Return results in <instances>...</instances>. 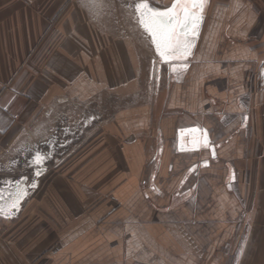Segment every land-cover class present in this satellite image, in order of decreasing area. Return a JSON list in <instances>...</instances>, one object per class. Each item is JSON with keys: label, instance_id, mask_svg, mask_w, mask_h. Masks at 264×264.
Here are the masks:
<instances>
[{"label": "crops", "instance_id": "crops-1", "mask_svg": "<svg viewBox=\"0 0 264 264\" xmlns=\"http://www.w3.org/2000/svg\"><path fill=\"white\" fill-rule=\"evenodd\" d=\"M134 3L0 0V264H264V0L158 77Z\"/></svg>", "mask_w": 264, "mask_h": 264}, {"label": "snow or ice", "instance_id": "snow-or-ice-1", "mask_svg": "<svg viewBox=\"0 0 264 264\" xmlns=\"http://www.w3.org/2000/svg\"><path fill=\"white\" fill-rule=\"evenodd\" d=\"M90 2L95 3V0H90ZM206 4L207 0H174L170 8L160 10L153 8L150 0H135L134 5H128V7L134 12L137 25L155 45L161 61L170 64L172 72H179L186 71L188 68L186 61L192 55ZM211 143L205 129L200 139L193 140V148L208 147ZM46 158L37 152L35 162L42 164ZM26 194V189L17 184L14 198L10 199L6 205L7 211L5 205H0V215L6 218L14 215L12 210L19 207L20 200ZM2 198L0 196V199Z\"/></svg>", "mask_w": 264, "mask_h": 264}, {"label": "rangeland", "instance_id": "rangeland-1", "mask_svg": "<svg viewBox=\"0 0 264 264\" xmlns=\"http://www.w3.org/2000/svg\"><path fill=\"white\" fill-rule=\"evenodd\" d=\"M144 53H145V56H146V64L148 65H150L151 64V61H150V59L151 58H153V59H155V61L157 62V63H164V62H162L161 61V59H160V57H159V55H158V53L156 52V50H153V51H144ZM159 66V65H158ZM167 66H169L167 63H164L163 65H162V67L160 66V71H158V69L156 70L157 72V77H158V75H161V74H165V72L167 71ZM159 68V67H158ZM162 68V69H161ZM91 117H93V116H91ZM100 116H94L93 117V119H92V122H94V121H96V119H98ZM42 154V153H41ZM15 166H17V169L16 170H19L18 168H19V164L17 163V164H14V167Z\"/></svg>", "mask_w": 264, "mask_h": 264}, {"label": "flooded vegetation", "instance_id": "flooded-vegetation-1", "mask_svg": "<svg viewBox=\"0 0 264 264\" xmlns=\"http://www.w3.org/2000/svg\"><path fill=\"white\" fill-rule=\"evenodd\" d=\"M171 7V6H170Z\"/></svg>", "mask_w": 264, "mask_h": 264}]
</instances>
